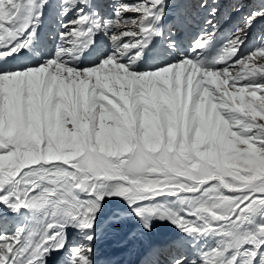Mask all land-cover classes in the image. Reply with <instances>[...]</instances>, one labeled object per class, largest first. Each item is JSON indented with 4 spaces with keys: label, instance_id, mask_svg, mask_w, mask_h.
I'll return each mask as SVG.
<instances>
[{
    "label": "rangeland",
    "instance_id": "1",
    "mask_svg": "<svg viewBox=\"0 0 264 264\" xmlns=\"http://www.w3.org/2000/svg\"><path fill=\"white\" fill-rule=\"evenodd\" d=\"M235 2L233 7L227 6V14L234 16L239 10L241 26L245 29L238 32L242 30L237 27L240 35L258 19L264 26V16L251 18L264 0ZM248 3L253 7L249 12ZM136 16L137 13H131L129 18ZM214 21L218 24L228 20L224 16L220 20L217 15ZM262 34L263 31L251 41L250 48L261 42ZM229 44L224 45L222 53ZM260 48L264 44L235 65H223L215 70L200 68L193 60H185L183 69L176 64L150 74L139 71L132 76L98 75L92 83L67 79L51 91L44 89L37 78L16 92L11 88L6 90L0 82V147L7 146L5 141L15 143V140L24 146L0 154V182L9 183L21 168L40 165L37 169H43L42 160H45L44 167L55 169L57 163L71 165L80 158L81 165L89 167L93 158L101 154L112 159L135 150L143 176L140 189L164 193L149 205L178 212L189 220L182 221L187 231L197 238L201 235L207 238L205 247H209L205 253L213 250V257L222 249L217 259L226 252L231 255L232 251L254 242L255 231L264 225V212L258 211L264 206V200L259 197L246 209L248 218L243 226L229 223L228 219L245 192L264 191V147L260 146L264 143L260 139L264 135V57L260 53L248 57ZM220 58L216 61H222L223 57ZM191 67L200 72L195 75ZM97 88L118 96L120 103L107 96L94 99ZM130 97H135L131 104ZM99 100H107L112 110L102 103L97 107ZM59 103L61 107L57 109ZM252 129L257 132L250 134ZM80 197L87 198L84 194ZM114 198L122 213H132L125 198ZM188 209L196 217L189 215ZM142 225L143 222L138 227L142 229ZM100 227L101 224L98 230ZM154 227L157 230L152 234L157 241L161 237L170 238L181 228L172 219ZM77 232L71 233L67 247L72 245L71 239ZM180 235L189 233L181 228ZM86 243L82 233L80 244ZM187 243L194 244L195 240ZM150 247L144 248V256ZM188 249L192 251L191 247ZM195 260L199 264L200 255ZM210 260L216 264V259Z\"/></svg>",
    "mask_w": 264,
    "mask_h": 264
},
{
    "label": "snow or ice",
    "instance_id": "2",
    "mask_svg": "<svg viewBox=\"0 0 264 264\" xmlns=\"http://www.w3.org/2000/svg\"><path fill=\"white\" fill-rule=\"evenodd\" d=\"M62 3L67 4V0H62ZM163 3L164 0H140L135 4H120L116 8L114 19L106 22V26L115 29L114 34L110 37L114 50L102 56L95 66L89 68L101 66L111 68L116 65L127 70L128 73H138L132 70L137 60L161 55L159 52H153L152 48H148V42L153 35H159L153 21L159 22L162 17L163 12L160 6ZM47 4L48 0H40V10L37 11V0H0V5H3V15H0V36H3L6 30L14 34V36L9 35L0 39V76L25 72L30 68L50 67L54 69L57 64L74 67L70 66L69 61L62 57H72L83 38L90 37L94 34V30L98 31L102 27L99 22L92 21V17L85 13L83 7L78 8L76 18L63 25L66 31L60 34L61 44L57 47L55 57L46 60L42 65L29 67L27 60L30 57L26 50L33 46V42L37 38L36 24L40 16L43 15V8ZM68 11L71 9H66L62 14L67 15ZM212 11L215 12L216 9L214 8ZM129 12L138 15L128 18L125 13ZM259 16H264V4L251 14L252 19ZM90 21H92L91 26L85 27V25H89ZM124 37L137 39L135 43L121 42ZM210 38L207 33L202 35L194 42L191 51L194 53L197 49L204 48ZM232 41L238 42L240 45L243 38L238 33ZM140 47L147 48V52L137 51L133 56L128 55L130 50ZM238 51L239 47L236 48V53ZM256 53H260L264 57V48H260L248 57L251 58ZM125 59L128 61L127 64L121 62ZM185 60L193 59L181 58L177 62L147 72H157ZM125 91L128 89L125 88ZM102 96H107L108 99L120 103L118 96L114 97L110 91L97 88L94 99ZM133 99L135 97L129 98V104ZM101 103L104 107L112 110L107 100H99L97 107ZM121 107H124L122 103ZM256 132L257 129H252L250 134ZM260 139L264 141V135ZM5 143L7 146L0 147V154L15 151V143L7 141ZM260 146L264 147V143H261ZM79 160L80 158L73 160L71 165L57 163L56 168L65 170L72 177L67 183L57 185L35 180L30 173L40 165L21 168L9 183H0V204L5 208L15 212L23 207L33 208L31 202L47 189L49 202L47 206L55 209L54 215L60 216L58 222L49 224L39 233L31 232L24 235L23 229H20L13 235L0 234V264H49V257H51V264H94L93 249L101 222L117 225L122 220L123 214L118 207V200L114 197L125 198L129 208L142 219L146 232L152 230L148 214L153 213L155 214L153 218L167 219L171 217L172 221L177 223L182 230L193 234L187 231V225L182 224V221L189 220L182 218L178 212L169 211L165 216H160V209L149 205L152 199L164 193H153L140 189L139 183L143 182V176L137 151H125L112 159H106L101 154L93 158V163L89 167H83ZM52 170L49 166V171ZM80 194H84L87 198L81 199ZM245 196L247 198H244ZM257 197L264 200V191L249 190L245 192L244 196L236 201L235 209L228 218L229 223L234 222L243 226L248 218L246 209ZM258 211L264 212V206H261ZM188 213L192 217H196L190 209H188ZM220 222L223 223V221ZM196 223L198 225L199 221ZM71 228L83 233L87 243L70 248L71 255L64 257L61 256V251L67 243V230ZM137 238L138 234L129 237L130 240ZM245 245H250V247H244ZM245 245L239 250L232 251L231 255H227L226 252L223 257L216 260V264H264V225H260L255 231L254 242ZM212 251L201 252L199 264H209L212 259ZM163 255L162 247L152 246L146 251L142 264H161ZM174 264H197V261L195 259L187 261L183 256H179L175 259Z\"/></svg>",
    "mask_w": 264,
    "mask_h": 264
},
{
    "label": "bare ground",
    "instance_id": "3",
    "mask_svg": "<svg viewBox=\"0 0 264 264\" xmlns=\"http://www.w3.org/2000/svg\"><path fill=\"white\" fill-rule=\"evenodd\" d=\"M175 1L177 2L179 0H175ZM178 4L179 3L176 4V7L173 8L172 11H175L176 8H178ZM214 7L218 8L217 5L213 6V8ZM39 10H40L39 1H37V11ZM43 13L44 15L39 18L36 24V31L38 34L37 38L34 40L33 46L29 48L30 59L27 60V64L29 67L38 66L36 65V62H39L42 58L48 55V44L40 46L41 39L43 37H46L47 33H49V35L55 34L57 29L61 28L62 23L66 24L69 21L64 16L58 13H52L50 10H48L46 6L43 8ZM0 15H3L2 5H0ZM210 18H212L210 15H209V18L206 17V21L209 20ZM204 21L205 19L202 17L197 18V24L194 26H191L192 28H190V30L187 33L188 34L192 33V35H195V33L198 34V32L200 33V29H203V27H205V25L207 24V22L206 24L203 23ZM211 21L212 20H210V22ZM182 22L184 21L182 20ZM37 25L39 26L38 28H37ZM195 29H198V30L195 31ZM9 35L14 36L13 33H10L6 30L4 35L0 36V39H3L4 37L9 36ZM57 40H58V37L54 35V41L56 42ZM79 49L80 48L77 47V50L74 53H77ZM186 62L187 61L185 62L181 61L176 66H179L181 69H183L182 67L183 65H186ZM43 63H41L40 65H42ZM191 68L195 75H197V73L200 72V70H196L193 67ZM147 71H152V70H147ZM147 71H142L140 72V74H150L151 73ZM120 74H124L125 76H132L131 74L133 73H128L127 70L119 68L116 65H113L111 68H108L107 66H101L97 68H86L81 71L79 69L66 67L63 64H57L54 66V69L50 67L30 68L25 72L5 74L3 76H0V82L5 84L4 88L6 90L8 88H11L13 92H16L23 86L25 87L26 83H32L34 82L32 80L37 78L38 80H40L44 89L50 90L51 88H53V86L58 85L59 82L60 83L62 81L65 82L67 79H71L73 81L81 80L82 82L86 81V82L92 83L93 81H95V78L98 75L100 76L104 75L105 77H116L117 75H120ZM44 166L45 165H42L41 168L43 169H40V170L35 168L34 171L30 173V175H32L34 179L37 181L47 183V184H57V185L61 183H67L68 180L72 178L70 174H68L65 170L61 168H55L52 171H49V168L44 167ZM0 183H3V182H0ZM47 192L48 190L46 189L44 193H42L39 197H37L35 200L31 202V206L33 208L23 207L24 209L22 208L23 210H21L18 213L19 214L18 218L20 219L22 217L21 224H23L24 227H28L23 232L24 235H28L31 232L39 233L43 231L44 229H46L49 224H54L60 220L59 215L53 214L55 212V209L52 208L51 206H47L49 203L47 200ZM81 199H86V198H81ZM173 202L175 203L176 201H173ZM180 206L182 207L181 204ZM4 208L5 206L0 204V210ZM159 209H160V212H159L160 216H165L167 212H169L163 208H159ZM122 214H123L122 221H120L117 225H113L111 223L106 224L102 221L101 227L98 230V237L94 243V249H93L95 253L94 264H108L109 261L116 263L119 261V258H126V262L128 264H140L141 260L144 259L145 257L143 255L145 247L154 246V242L159 243V242H163L168 239V238H162L161 241H157V238H155L156 235H153L154 234L153 231L157 230L155 229L154 225L163 223L165 221H169L171 217L167 219L153 218L155 214L151 213L150 220H151L152 230L151 232H146L144 230V225H142L143 227L142 229L138 227V224H141L143 221L142 219H138L134 216L135 212L132 211V213L128 215L125 212H123ZM28 218H30L31 220H28ZM174 225H178V224L174 223ZM75 230L77 229L71 228L67 230L68 239H70L69 237L71 236V233L74 232ZM133 234H138V238L135 240H130L129 237L130 235H133ZM180 234H181V228H179L177 234H173L172 235L173 237L172 236L171 237L172 239L178 238ZM68 239H67V243L65 244V246H68L70 242ZM147 250L148 249H146L145 252ZM221 253H222V249L220 250V252L215 253L212 258L217 260V256ZM48 261H49V264H51V257L48 258ZM210 263L211 264L215 263V261L210 260Z\"/></svg>",
    "mask_w": 264,
    "mask_h": 264
}]
</instances>
